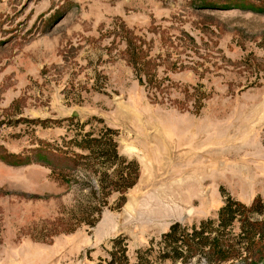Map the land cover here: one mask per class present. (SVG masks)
Returning <instances> with one entry per match:
<instances>
[{"label":"rangeland","instance_id":"374dc122","mask_svg":"<svg viewBox=\"0 0 264 264\" xmlns=\"http://www.w3.org/2000/svg\"><path fill=\"white\" fill-rule=\"evenodd\" d=\"M228 199L264 202V0H0V264H183Z\"/></svg>","mask_w":264,"mask_h":264},{"label":"trees","instance_id":"16d2710c","mask_svg":"<svg viewBox=\"0 0 264 264\" xmlns=\"http://www.w3.org/2000/svg\"><path fill=\"white\" fill-rule=\"evenodd\" d=\"M110 130L107 128L106 131H102L101 136L95 137H91V134L88 133L82 138L83 141L78 142V144L89 148L90 155L97 152L107 159H119L117 142L114 139L103 142L106 132H110ZM133 165L136 166V162H131V166ZM116 173V176L112 177L108 171L104 170L102 171V177L104 179L112 177L119 181L123 177L124 169L120 168ZM138 177L139 172L135 180ZM113 181L116 182V180ZM109 194L110 192H107L105 196ZM242 210H248L253 214L256 212L263 214L264 202L258 199L251 207H247L246 204L240 201L228 199L220 209L219 218L217 219L203 220L199 226L193 225L190 230L180 222L172 224L170 229L163 234L165 248L162 250V257L170 258L173 262L180 258L183 264L197 254L204 255L210 264H224L238 259L248 261L254 256L253 253L257 245L264 243V218L256 219L247 214L241 220L239 219L245 234L237 235V237L233 236L229 226L237 220L236 212L242 213ZM114 243L122 244L116 238ZM127 248V246L120 248L124 258L123 262L116 263L115 255L118 253V249H115L111 251V259L105 260V262L101 260L97 264H143V254H141L143 251L140 252L141 255L138 257V261L132 263L127 254Z\"/></svg>","mask_w":264,"mask_h":264}]
</instances>
